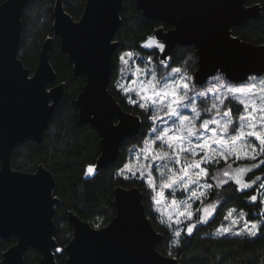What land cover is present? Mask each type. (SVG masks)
I'll use <instances>...</instances> for the list:
<instances>
[{
  "label": "water",
  "instance_id": "obj_1",
  "mask_svg": "<svg viewBox=\"0 0 264 264\" xmlns=\"http://www.w3.org/2000/svg\"><path fill=\"white\" fill-rule=\"evenodd\" d=\"M26 1L0 3V67L4 69L0 86V176L4 177L0 184V238L15 236V242L2 251L0 264H23V254L29 246L41 252L35 264H56L53 218L57 198L53 195V174L42 164L32 173L12 170L10 166V153L19 141L26 137L42 141L45 125L64 92V82L49 86L55 80L49 62L52 37L42 42L32 73L18 58L21 12ZM136 2L146 19L172 26L168 30L154 28L139 47L155 50L158 60L167 63L177 44L193 45L197 56L192 73L195 85H203L217 72L234 83L264 73V44L231 33V26L260 15L259 2L232 0L227 8L216 6L218 0ZM121 5L122 0H85L78 19L64 10L62 0H55L53 5V35L59 37L61 52L71 60L73 75H85L75 103L78 123H88L99 137L95 171L115 161L123 139L136 135L141 125L139 115L124 110L108 90L111 59L119 43L115 32ZM157 44H163V50ZM33 81L43 85L42 95L35 87H28ZM36 176L45 178L39 187L30 183ZM113 201L115 213L100 227L68 211L73 233L63 247L65 264H178L175 257L156 248L163 235L147 217L137 186L116 185Z\"/></svg>",
  "mask_w": 264,
  "mask_h": 264
},
{
  "label": "trees",
  "instance_id": "obj_2",
  "mask_svg": "<svg viewBox=\"0 0 264 264\" xmlns=\"http://www.w3.org/2000/svg\"><path fill=\"white\" fill-rule=\"evenodd\" d=\"M253 2L261 4L260 15L248 18L240 25L231 26V33L246 41L264 44V0H246L248 4ZM84 3L85 0H62L64 10L73 19L79 18ZM53 4L54 0H27L22 9L17 55L23 65L31 70L36 65L41 42L46 36L52 35ZM158 24L157 20L144 17L135 0H122L120 23L115 32V39L119 43L111 59L108 90L124 110L139 115L141 125L136 135L123 139L115 161L97 171L94 170L92 174H87V168L94 165L100 147L95 128L88 123L79 124L77 121L78 108L75 98L85 82V75H73L72 62L67 54L60 51L59 39L55 37L49 61L55 70V80L64 82L63 95L46 123L42 141L37 143L31 138H25L18 142L11 152V165L15 169L30 171L38 163H42L53 174V195L58 199L53 218L56 224L54 237L57 249L60 250L56 249L54 253L56 264H65L66 254L63 246L73 233L67 212H74L93 227L107 224L115 213L113 188L116 185L137 186L140 189L145 213L153 227L163 235L156 248L164 255L175 257L178 264H264V209L256 184L241 188L235 181L230 180L214 187L205 199L217 201L212 215L204 221H198L190 235L188 231H180L175 238L172 230L161 223L153 211L151 195L145 183L119 174L129 150L140 146L151 128L150 111L128 102L117 87L119 57L126 51H133L144 57L149 56L155 63L160 64L156 52L145 51L138 45ZM189 56H192L193 60L187 61L186 73L192 75L196 68L193 46H176L166 65L182 68ZM216 75H222L225 80L223 74L217 72ZM238 112L235 108L234 114L237 115ZM262 160L246 173L245 179L251 180L257 175L264 178V155ZM222 164L223 162H220L217 166ZM252 196L257 199L251 200ZM230 210L243 214L250 222L258 223L260 227L256 235L218 233L217 228L226 221ZM14 241V236L0 238V257L1 252ZM40 256L38 249L29 246L24 251L23 264H35Z\"/></svg>",
  "mask_w": 264,
  "mask_h": 264
},
{
  "label": "rangeland",
  "instance_id": "obj_3",
  "mask_svg": "<svg viewBox=\"0 0 264 264\" xmlns=\"http://www.w3.org/2000/svg\"><path fill=\"white\" fill-rule=\"evenodd\" d=\"M119 58L117 87L128 102L133 101L132 104H137L151 113L150 130L140 146L129 150L119 174L145 183L151 195L153 211L157 214L158 220L172 230L175 238L177 232H187L196 222L208 219L217 205V201L205 200L209 192L227 181H235L236 178L242 183H247L249 187L257 185L264 209V178L262 175H257L251 180L245 179L246 173L263 161V155L259 154L255 159H251L252 152L247 148L248 145L253 148L258 147L259 141L254 137L245 136L236 145L227 144L221 147L219 144L211 143L212 149L227 151L226 157L196 147L197 142H202L205 137L219 139L224 136L215 124H208L204 129H200L199 125L213 118L222 121L225 111L230 113L229 118L237 126L243 127L251 120L256 124L257 129L264 131V120L260 119L264 116V112L261 111L264 109V74L250 75L245 81L234 83L226 78L217 81L216 73L203 85L197 86L193 83L192 75H190L191 79H188L187 71L174 72L173 69L178 67H169L166 63L157 64L149 56L144 57L136 52L126 51ZM149 81L154 87L149 85ZM193 88L196 89L195 92L192 91ZM230 88L239 91L230 93L228 91ZM201 91L204 93L203 96L199 95ZM172 93H175V96ZM180 96L184 97L182 101L178 100ZM141 104L144 107H141ZM192 104L196 105L199 116L192 112ZM167 105H172L176 114H173ZM213 105L218 107L214 108ZM235 108L239 110L237 115L234 114ZM181 116L189 117L186 125H195L199 132L198 137L193 136L183 142V148L195 149V155L190 151H179L181 144L173 139L182 132L186 135V131H183L179 124ZM242 117L244 119H241ZM214 129L216 133L213 132ZM230 134H235V129H230ZM170 144L172 147H169ZM240 145H244L245 148L241 149ZM162 152H168L172 159H161ZM177 156L185 166L195 161L199 167L188 169V175L182 180H177L170 187H164L163 185L167 184L175 174L182 173L181 164L174 162ZM220 162H223L222 166H217ZM90 167L93 169V166H89L87 174L93 173L88 172ZM238 169L244 171L239 177H235ZM197 172L208 174L197 176ZM225 172L230 175L225 176ZM193 193L196 195L194 196ZM200 193L204 195L201 196ZM253 223L259 225L246 220L244 216L241 218V214L230 210L226 215V221L217 228V232L249 234Z\"/></svg>",
  "mask_w": 264,
  "mask_h": 264
},
{
  "label": "snow or ice",
  "instance_id": "obj_4",
  "mask_svg": "<svg viewBox=\"0 0 264 264\" xmlns=\"http://www.w3.org/2000/svg\"><path fill=\"white\" fill-rule=\"evenodd\" d=\"M232 5V0H218V2L216 3V6L220 7V8H227L230 7ZM7 6V5H5ZM81 27H84V25H82ZM151 43L156 44L155 40H152ZM157 47H159L160 49L164 48V45L162 44H157ZM126 55H130V54H126ZM121 60H123V57H121ZM173 71H179L178 69H173ZM3 72L4 69L3 67H0V86H2V82H3ZM149 85L154 87V85H152V82L149 81ZM28 87H35L38 91V93L40 95L43 94V85L42 84H37V82L33 81L31 84L28 85ZM123 88V86H121ZM185 89H187V85L184 86ZM228 91L231 92H237L239 91L238 89H228ZM172 95L175 96V93H172ZM184 99L183 96L178 97V100L182 101ZM130 103H132L133 101H129ZM241 103H244V101H241ZM141 107H144L143 104L140 105ZM167 107L170 108V110H172L173 114L175 113V109L172 107V105H167ZM214 108H217L218 105H213ZM262 112H264V109H261ZM200 114H198L197 116H199ZM223 117L224 119L222 121L220 120H216V119H210L207 121H204L203 123H201L199 125L200 129H204L206 127V125L208 124H215L217 125V127L220 129V132H222L224 134V136H221L219 139H213L212 137H205L202 139V142H197L196 147L206 150L207 152H215L218 156L221 157H226L228 155L227 151L224 152H220L217 149H212L211 148V143H216L219 144L221 147H223L224 145L227 144H233L236 145L238 141H241L245 136H251L254 137L255 140L259 141V146L256 148L251 147V145H248L247 148L252 152L251 155V159H255L256 155H264V131H261L259 129H257L256 124L251 122V120L249 121V123H247L245 126L240 127L237 126L229 117H230V113L225 111L223 113ZM241 119H244L243 117ZM261 120H264V116H261L260 118ZM189 121V118L186 119L185 116H181L179 119V124L181 125L183 131H186V135L183 134V132L181 133V135L174 137L173 139H175L177 141V143L181 144V148L179 149V151L181 152H192L193 155H195V149L192 148H183V142L187 139H189L190 137L193 136H199V132L196 130L195 125H186V122ZM245 128L247 129V131H245ZM230 129H235V134H230ZM214 133H216V129L213 130ZM227 137V138H225ZM159 139V138H158ZM169 147H172V145L170 144ZM241 149H244L245 146L244 145H240L239 146ZM245 155H247V152H245ZM161 159H172L171 155L168 152H162ZM207 158V157H205ZM176 164H181V168H182V173H178L175 174V176L173 178H171L169 180V182L165 185H163L164 187H170L173 183H175L177 180H182L184 176L188 175V169L190 168H198L199 164L195 161H193L191 164H187L185 166V164L179 160L178 156L174 161ZM253 167H255V165H253ZM171 171V170H170ZM243 169H238L235 172V177H239L240 174L243 172ZM88 172L91 173L93 172V169L90 167L88 169ZM197 176L200 175H207V172H197L196 173ZM225 176H229L230 173L225 172L224 173ZM4 177L0 176V184H2ZM44 177L41 176H36L33 177L32 180L30 181V183L36 185L37 187H39L40 185L43 184L44 182ZM235 182L240 185L242 188H247L249 187V185L247 183H242L240 179L236 178ZM221 183H223V181H221ZM150 187L152 186L151 184L149 185ZM207 187H211V185H207ZM193 195L195 196L196 194L193 193ZM200 195H204V193H200ZM251 200L255 201L257 199V197L252 196L250 197ZM190 215V214H189ZM243 217V214H241V218ZM201 219H204V217H201ZM260 226L253 223L251 224V230L249 231V235L255 236L256 235V230L259 228ZM188 231L191 232L192 231V227L190 226L188 228ZM176 235H179V232L176 233ZM57 251H60L59 249H57Z\"/></svg>",
  "mask_w": 264,
  "mask_h": 264
},
{
  "label": "flooded vegetation",
  "instance_id": "obj_5",
  "mask_svg": "<svg viewBox=\"0 0 264 264\" xmlns=\"http://www.w3.org/2000/svg\"><path fill=\"white\" fill-rule=\"evenodd\" d=\"M2 1H4V0H2ZM2 1H0V3H1ZM54 1H55V0H54ZM135 1H136V0H135ZM136 3H137V2H136ZM246 4H248V3H246ZM53 5H54V4H53ZM140 10H141V9H140ZM65 11H66V10H65ZM141 12H142V11H141ZM142 14H143V13H142ZM52 15H53V8H52ZM154 20H155V19H154ZM157 21L159 22V24L156 25L154 28H156V27H158V26H161L164 30H168V29H170V28L172 27L171 25L166 24V23H164V22H162V21H159V20H157ZM52 22H53V19H52ZM236 26H237V25H236ZM154 28H153V29H154ZM152 31H153V30H152ZM152 31H151V32H152ZM151 32H150V33H151ZM150 33H149V34H150ZM147 35H148V34H147ZM147 35H146V36H147ZM146 36H145V37H146ZM46 37H52V43H53V40H54L55 37L59 39L58 36L53 35V31H52V35H50V36H46ZM46 37H45V38H46ZM145 37H144V38H145ZM45 38H44V39H45ZM144 38H143V39H144ZM44 39H43V41H44ZM43 41H42V42H43ZM42 42H41V44H42ZM138 45H139V44H138ZM176 46H193V45H179V44H177ZM176 46H175V47H176ZM40 47H41V45H40ZM175 47H174V48H175ZM51 48H52V44H51ZM174 48H173V49H174ZM193 48H194V46H193ZM59 49H60V40H59ZM173 49H172V50H173ZM39 50H40V48H39ZM50 50H51V49H50ZM50 50H49V53H50ZM194 50H195V48H194ZM60 51H61V50H60ZM145 51H146V50H145ZM152 51L156 52L155 50H152ZM152 51H150V52H152ZM171 52H172V51H171ZM38 54H39V51H38ZM156 54H157V52H156ZM195 54H196V52H195ZM157 56H158V54H157ZM170 56H171V53H170ZM196 57H197V56H196ZM157 59H158V58H157ZM37 60H38V58H37ZM158 61H159V60H158ZM49 62H50V61H49ZM159 62H160V61H159ZM161 63H162V62H161ZM36 64H37V62H36ZM50 64H51V63H50ZM35 66H36V65H35ZM51 66H52V65H51ZM25 67H26V66H25ZM27 68H28V67H27ZM52 68H53V67H52ZM28 69H29V68H28ZM34 69H35V67H33L32 70L29 69V70H30V73H32ZM53 70H54V68H53ZM54 72H55V70H54ZM59 82H62V81H58V82H57L56 80H54V82H53L52 84H49V86H50V85H55V84H57V83H59ZM49 86H48V87H49ZM45 126H46V125H45ZM43 132H44V131H43ZM42 137H43V136H42ZM26 138H31V139H33L32 137H26ZM24 139H25V138H24ZM33 140H34V139H33ZM34 141H35V140H34ZM19 142H20V141H19ZM35 142H36V141H35ZM11 152H12V151H11ZM10 156H11V153H10ZM0 164H1V161H0ZM39 164H42V163H38L37 166H38ZM42 165H43V164H42ZM10 166H11L12 170H17V171H22V172H27V173H32V172H34V171L36 170V168H37V166H36L33 170H30V171H27V170H20V169H15V168L12 167L11 162H10ZM43 166H44V165H43ZM44 167H45V166H44ZM45 168H46V167H45ZM54 196H55V195H54ZM56 198H57V197H56ZM57 200H58V199H57ZM54 208H55V204H54ZM67 213H68V212H67ZM10 236H13V235H10ZM14 237H15V236H14ZM2 238H4V237H2ZM14 242H15V241H14ZM14 242H13V243H14ZM13 243H12V244H13ZM12 244H11V245H12ZM8 247H9V246H8ZM63 247H64V246H63ZM57 248H58V246H57ZM57 248H56V249H57ZM56 249H55V250H56ZM4 250H5V249H4ZM55 250H54V253H55ZM1 253H2V252H1ZM0 258H1V257H0Z\"/></svg>",
  "mask_w": 264,
  "mask_h": 264
},
{
  "label": "clouds",
  "instance_id": "obj_6",
  "mask_svg": "<svg viewBox=\"0 0 264 264\" xmlns=\"http://www.w3.org/2000/svg\"><path fill=\"white\" fill-rule=\"evenodd\" d=\"M162 45H163V44H162ZM161 50H163V49L161 48ZM191 60H193V57H192V56H189V57L187 58V60L184 62V65L182 66V68H177V69H178L179 71H187V67H186V66H187V61H191ZM174 72H175V71H174ZM188 79H191V76H190V75L188 76ZM215 79H216L217 81H222V80H223V77H222V75H217V76L215 77ZM192 91L195 92L196 89L193 88ZM199 95H200V96H203V95H204L203 91L199 92ZM186 107H187V106H186ZM191 110H192L193 113L196 114V116H197L198 114H200V113L197 111V108H196V105H195V104H192V105H191ZM185 118L188 119L189 117L185 116Z\"/></svg>",
  "mask_w": 264,
  "mask_h": 264
}]
</instances>
